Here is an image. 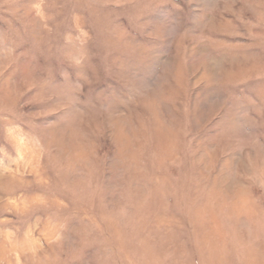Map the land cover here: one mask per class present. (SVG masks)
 Here are the masks:
<instances>
[{
    "label": "rangeland",
    "instance_id": "1",
    "mask_svg": "<svg viewBox=\"0 0 264 264\" xmlns=\"http://www.w3.org/2000/svg\"><path fill=\"white\" fill-rule=\"evenodd\" d=\"M0 264H264V0H0Z\"/></svg>",
    "mask_w": 264,
    "mask_h": 264
}]
</instances>
